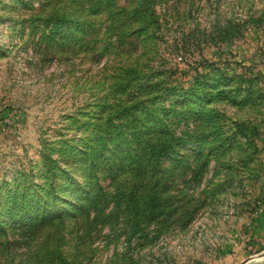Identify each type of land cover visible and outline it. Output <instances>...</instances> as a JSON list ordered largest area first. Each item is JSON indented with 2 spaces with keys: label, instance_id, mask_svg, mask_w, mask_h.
Instances as JSON below:
<instances>
[{
  "label": "rangeland",
  "instance_id": "rangeland-1",
  "mask_svg": "<svg viewBox=\"0 0 264 264\" xmlns=\"http://www.w3.org/2000/svg\"><path fill=\"white\" fill-rule=\"evenodd\" d=\"M87 2L0 0V264H264V0H154L155 22L124 12L117 29L106 0L91 16ZM53 12L92 17L84 40L53 31ZM208 76L218 86L197 82ZM158 78L205 97L173 115L182 162L167 158L163 174L125 164L114 179L118 165L92 163L93 135ZM46 154L66 170L51 175ZM98 181L106 193L92 201ZM25 190L57 192L55 217L16 226Z\"/></svg>",
  "mask_w": 264,
  "mask_h": 264
},
{
  "label": "trees",
  "instance_id": "trees-1",
  "mask_svg": "<svg viewBox=\"0 0 264 264\" xmlns=\"http://www.w3.org/2000/svg\"><path fill=\"white\" fill-rule=\"evenodd\" d=\"M106 2L105 5L108 7L106 12H108V17L112 21L110 25L111 28H118L115 23L124 12H129V14H125L126 16L124 19L125 22L130 21V25H133L134 21H156L154 0H141V6L139 4L132 6L128 11H126L124 6L117 4V0H106ZM83 8H87L88 15L91 16L104 10L105 6L103 0H89L87 4H83ZM150 12L152 14L151 16L149 14ZM81 14H83V12ZM75 15H77L76 12L71 13L69 16L53 12L52 15L48 16L50 19L55 18L54 22L56 26L53 31H60L63 25L71 29L77 28V30L82 28L79 39L80 41L84 40V37L88 33V27L92 24V17L83 18L82 16ZM148 27V22H141L139 26L123 28L121 34H126L128 35L127 37H129L139 30ZM68 32H70V30L66 31V33H61V36H67ZM55 33L56 32H52V34ZM136 75H132L131 79H140V76ZM227 81L225 83H227ZM197 82L204 83L210 87L218 86L217 80H214L213 76H208ZM150 87L151 88L146 90L147 93L150 92L149 94L140 96L131 104H116L111 107V111H114H110V114L105 118V120H109L106 126H104V128L102 126L99 132L93 135L100 139L98 148L101 151L98 153L94 152L92 163L95 167H103L104 172H109L112 167L118 165V167H115L118 171L113 174L114 179L118 177L119 170L123 168L125 164H132L135 168L139 167L145 170H150L152 168L154 170H159V172L163 174L165 169L164 164L167 158L175 155L174 161L176 166H179L182 162L178 152L186 142V136L185 131L181 133L171 131L170 127L173 122V115H184L186 108L182 106L183 104H192L196 101H201L205 97L196 93L194 91L195 87L182 88L177 84L166 82V80H160L159 78L151 81ZM166 96L173 101L171 106H168L167 103L162 104L161 101ZM210 99H212L211 96L207 98V100ZM103 104H105V102H103ZM190 109L196 110L198 107L193 104ZM175 119L178 120V118ZM192 140H196V138L192 137ZM67 145L77 148V146H73L70 143H67ZM79 149L82 154H86V152L90 150L87 146ZM125 151L132 153L135 158L131 160L129 156L125 154ZM88 154L90 155V153ZM100 154L103 156L101 162L98 160ZM46 157H48L47 161L50 162L48 166H50L49 171L51 175L58 173L59 170L65 169L59 167L57 161L52 156L46 154ZM66 172L68 174V185H70L67 189L71 192H79V180L70 171ZM41 185L43 187V184ZM102 188L100 181H98L97 185L90 188L86 186L87 197H90L92 201H96L100 198L101 194L103 195L106 193L102 191ZM24 194L25 200L22 199L18 205L19 208L12 212L13 219L19 221L15 224L16 226L26 229L34 228L55 217L53 214L54 211L48 206L52 203V195L58 196L57 192L49 191L45 194L42 192L35 193L34 196H27L29 192L25 190ZM46 204L48 205L47 207Z\"/></svg>",
  "mask_w": 264,
  "mask_h": 264
},
{
  "label": "water",
  "instance_id": "water-1",
  "mask_svg": "<svg viewBox=\"0 0 264 264\" xmlns=\"http://www.w3.org/2000/svg\"><path fill=\"white\" fill-rule=\"evenodd\" d=\"M249 258H245L243 261H241L239 264H243L244 262L248 261Z\"/></svg>",
  "mask_w": 264,
  "mask_h": 264
}]
</instances>
